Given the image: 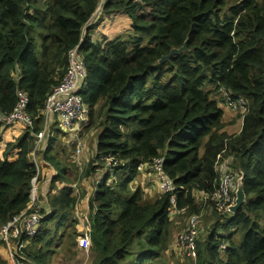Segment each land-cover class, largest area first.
Returning <instances> with one entry per match:
<instances>
[{
    "label": "trees",
    "instance_id": "trees-1",
    "mask_svg": "<svg viewBox=\"0 0 264 264\" xmlns=\"http://www.w3.org/2000/svg\"><path fill=\"white\" fill-rule=\"evenodd\" d=\"M100 2L0 0V115L14 109L19 88L29 93L35 120L32 130L0 121V228L31 201L40 109L80 42L88 69L81 94L90 110L82 136L93 131L95 140L78 176L73 139L53 124L42 154L57 174L42 173L48 208L20 260L48 264L64 226L72 227L68 237L74 242L84 234L79 227L88 225L90 264L166 261L179 246L170 194L149 197L135 181L141 165L163 158L165 174L180 187L178 206L187 207L182 216L206 207L213 214L208 238L198 241L197 260L182 264H264V0H105L99 9ZM119 11L132 18L135 40L94 41V14ZM146 37L151 45L142 46ZM186 41L185 50L160 63ZM219 94L222 102L247 101L244 112L236 103L239 133L225 130ZM109 156L125 166L101 173ZM220 159L244 176L247 203L234 214L203 201L218 185ZM221 225L226 232L217 234ZM223 242L228 248L219 252ZM0 264H7L1 252Z\"/></svg>",
    "mask_w": 264,
    "mask_h": 264
},
{
    "label": "built area",
    "instance_id": "built-area-1",
    "mask_svg": "<svg viewBox=\"0 0 264 264\" xmlns=\"http://www.w3.org/2000/svg\"><path fill=\"white\" fill-rule=\"evenodd\" d=\"M103 1L101 0L100 5ZM135 1L139 2L140 0ZM67 65V71L61 82L51 90L44 106L40 109V114L43 117V129L36 135L35 149L31 153L37 168V173L32 179L31 201L26 209L0 228V239L8 248L9 262L13 264H23L20 259L23 258L22 251L27 247V240L34 238L38 234L45 216L42 213V210L45 209L43 207L45 202L40 199L41 192L43 194L44 189L41 186V176L44 172L43 164L45 163L42 151L47 147L55 122L60 125L65 134L73 139L75 157L79 167L81 168V165L84 164L81 160L85 147L82 133L89 122L90 110L81 94V89L84 88L88 76L85 55L81 50V42L69 51ZM229 102L230 104L234 103V101L230 100ZM237 102L243 109L242 112H244V105L248 104L247 101L240 100ZM29 107V93L18 88L14 109L10 113H2L0 115L3 127H24L32 130L35 126V120L30 114ZM104 161L106 163L104 174H113L115 169L125 166L123 161L112 156L105 157ZM145 166L152 169V175L156 174L155 179L159 186V191L163 194H170V215L172 218L185 213L187 207H179L177 203L180 187L171 177L165 174L163 158H155L151 164L141 165L139 170H143ZM84 167L85 165L81 168V173ZM216 167L221 169L218 185L212 193L204 196L203 201L207 202L210 200L215 209L221 213H231L230 208L235 204V201L231 198V192H234L236 188L237 172L229 168L227 161L223 162L221 159L217 161ZM50 171L53 176L57 174V171L52 166ZM76 187L77 184H75ZM201 216V214L197 213L188 216L186 226L178 237V245L181 250L188 258L193 260L198 258L197 247ZM83 233L80 236L79 248L88 254L93 245L90 234L91 229L88 225ZM24 237L27 239L23 240ZM227 248L228 244L223 242L219 245V252H224Z\"/></svg>",
    "mask_w": 264,
    "mask_h": 264
},
{
    "label": "rangeland",
    "instance_id": "rangeland-1",
    "mask_svg": "<svg viewBox=\"0 0 264 264\" xmlns=\"http://www.w3.org/2000/svg\"><path fill=\"white\" fill-rule=\"evenodd\" d=\"M101 5H100V7H101ZM130 18H131L130 15H127L126 13H122V14L118 15V17L115 21V26L110 27L109 29H104V27H102L100 24L96 27L94 25L93 29L96 28L95 33H97V31L99 30L100 31L99 35L105 36V38H107V40H109V39L112 40V39H115L117 37H121L122 39H127V41H132V40H135V38L132 36L136 35V33L132 29V23H133L132 18H131V23L129 22ZM93 39H97V36H93ZM148 45H151V42H150L149 38L146 37L142 46H148ZM214 96H216L220 100L219 104L225 111V123L230 122L234 117H236V115L238 118L241 119V117L239 115L240 110L238 112V104H236L238 102L234 101L233 104H230V102L227 100L225 102H222V99L220 98V94L214 95ZM231 106L233 107V110L231 109L232 108ZM57 128H60V125L58 123H57ZM231 129L234 130V129H236V127L230 126V124L228 123V126L225 128V130H228L230 132ZM230 134H236V133L232 132ZM83 141H84V146H85L83 152H85V150H87L89 152L87 157H91L90 152H91V150H93V143L95 142L94 132L93 131H90V132L87 131L86 133H84L83 134ZM93 153H94V151L91 153V155ZM83 165L84 164L81 165V168H83ZM105 165H106L105 161L102 164L100 163L98 169L101 173H104V166ZM81 168L77 170L78 176L82 175V173H81L82 169ZM85 168H86V166L84 167V170H85ZM230 169H232V168H230ZM232 170L236 171L235 169H232ZM73 176H76V170H73ZM150 177H152V178L147 179V178H145V175H138L137 179L135 180V181H138L139 183H141V185L143 186L144 192L149 197L160 193V192H158L159 186L155 181L156 179L153 178L152 175L148 174V178H150ZM239 177H240V175H238V173H237V180ZM148 180H151V181H148ZM39 187H40V185H39ZM76 188L78 190H80V186L78 183H77ZM153 191H154V193H152ZM236 193H237V182H236L235 191L231 192V198L233 201H235L237 198ZM46 202H47V200H45V204H46ZM201 215L202 216H201L200 222H199L200 223V231L198 234V237H199L198 241H204L206 238H208V233L210 232V229L207 230V227L213 220V214L211 213V210L209 211L208 207H206L203 210ZM75 217L79 218L81 220V223H83L84 218L82 216H79V217L75 216ZM175 218H177L178 223H173L172 228L174 231L173 232V239L175 237V242H176L179 234L184 229L183 227L186 226L188 219L183 217L182 215H176L173 219H175ZM203 224H204V227H203ZM84 227H85V229H84ZM86 227H87L86 225L83 227H79V230L81 232H85ZM62 229L63 230H60L59 236L57 237V242L54 245V248H55L54 255H56L55 257L58 258V260L61 261V263H65V262L75 260L76 264H90L92 262L93 257H94L92 249L88 254L84 253L79 248L80 236L77 239L75 238L74 242H72L71 238L68 237V233L72 231V227L64 226ZM83 229H84V231H83ZM225 232H226V229L223 227V225L217 227V234H223ZM60 235H63L64 238H60ZM237 235L238 234H236V236ZM58 239L60 242H58ZM165 259H166V261L162 262L161 264H182V263H185L187 261L192 260V259L188 258L183 253L180 246H178L177 251H175L174 253L168 252V254H166V256H165Z\"/></svg>",
    "mask_w": 264,
    "mask_h": 264
},
{
    "label": "crops",
    "instance_id": "crops-1",
    "mask_svg": "<svg viewBox=\"0 0 264 264\" xmlns=\"http://www.w3.org/2000/svg\"><path fill=\"white\" fill-rule=\"evenodd\" d=\"M122 13H126L127 15H129L127 12H124V11H119V12L112 13V14H107V15H104L103 17H100V15L96 16V13H95L92 23L95 25V27L101 24V26L104 27V29H109L110 27L115 26V21H116L118 15L122 14ZM101 18H102V20H101ZM129 22L131 23V18H130ZM95 29L96 28L92 29L90 35H91L92 39H93V36H97V39H93V40L99 42L102 45H105L106 43H108L110 41H113V40H115L117 38L127 41V39H122L121 37H117V38L112 39V40L111 39L107 40V38H105V36L99 35V33H100L99 30L97 31V33H95L96 32ZM228 123L230 124V126L236 127V129H234V130L231 129L230 132L228 131L229 133H232V132L239 133L241 131L243 123H242V120L237 117V115H236V117H234ZM94 148H95V142H94V145H93V150H91V152H90V156H91V153L95 150ZM88 154H89V152L86 151V153H85L86 157L88 156ZM83 155H84V152H83L82 157H81L82 161H83ZM42 164H43V162H42ZM104 168H105V166H104ZM43 169H44V172H48L51 169V165L49 163L45 162L43 164ZM151 173H153L152 169L145 166L144 169L139 172V175H145V178L151 179L152 177L148 178V174L152 175ZM152 176H153V178H156V174L152 175ZM148 181H151V180H148ZM41 186L44 187L43 180H41ZM158 192H159V189H158ZM152 193H154V191ZM43 194L41 192L40 199H42L43 202H45V200H47V196H45L46 194H45V190L44 189H43ZM46 206H47L46 204H43V207H46ZM0 252L2 253L3 257L6 259L7 264H13L12 262L11 263L9 262L8 248L1 241H0ZM55 256L56 255H54L51 258V260H50V262L48 264H76L75 260H72V261H69V262H65V263H61V261H59L58 258H56Z\"/></svg>",
    "mask_w": 264,
    "mask_h": 264
},
{
    "label": "water",
    "instance_id": "water-1",
    "mask_svg": "<svg viewBox=\"0 0 264 264\" xmlns=\"http://www.w3.org/2000/svg\"><path fill=\"white\" fill-rule=\"evenodd\" d=\"M187 48V41L183 44V46L179 48H173L170 53L164 57L161 58L160 63H163L165 61H168L172 56L180 54L183 50ZM237 198L235 200V204L231 206L230 212L232 214L239 211L243 205L247 203V196L244 191V176L241 175L237 180Z\"/></svg>",
    "mask_w": 264,
    "mask_h": 264
}]
</instances>
